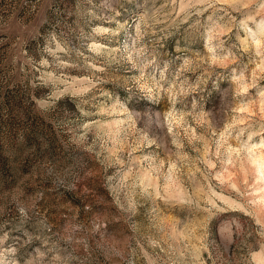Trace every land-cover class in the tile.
<instances>
[{
	"label": "rangeland",
	"instance_id": "obj_1",
	"mask_svg": "<svg viewBox=\"0 0 264 264\" xmlns=\"http://www.w3.org/2000/svg\"><path fill=\"white\" fill-rule=\"evenodd\" d=\"M0 264H264V0H0Z\"/></svg>",
	"mask_w": 264,
	"mask_h": 264
}]
</instances>
